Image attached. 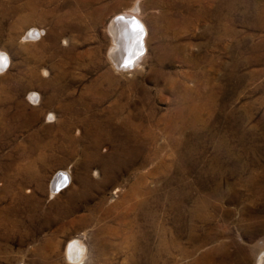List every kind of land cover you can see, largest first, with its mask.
<instances>
[{"label": "rangeland", "instance_id": "1", "mask_svg": "<svg viewBox=\"0 0 264 264\" xmlns=\"http://www.w3.org/2000/svg\"><path fill=\"white\" fill-rule=\"evenodd\" d=\"M0 52V264H257L264 0H0Z\"/></svg>", "mask_w": 264, "mask_h": 264}, {"label": "water", "instance_id": "2", "mask_svg": "<svg viewBox=\"0 0 264 264\" xmlns=\"http://www.w3.org/2000/svg\"><path fill=\"white\" fill-rule=\"evenodd\" d=\"M113 28L118 27V32L123 33V48L118 52V63L122 66H128L133 61L145 52V27L143 22L133 15L118 14L113 18ZM118 64V65H119ZM69 182L67 174H61L59 182L56 185L57 189H61Z\"/></svg>", "mask_w": 264, "mask_h": 264}, {"label": "bare ground", "instance_id": "3", "mask_svg": "<svg viewBox=\"0 0 264 264\" xmlns=\"http://www.w3.org/2000/svg\"><path fill=\"white\" fill-rule=\"evenodd\" d=\"M52 2V1H51ZM136 7V6H135ZM134 10H136L137 11V7H136V9H134ZM42 12V11H41ZM45 12V11H44ZM43 13V12H42ZM42 13H41V15H42ZM39 15H40V13H39ZM54 18H55V15L53 16ZM22 18H24V17H22ZM42 18V17H41ZM43 18H46V17H43ZM42 18V19H43ZM52 18V17H51ZM53 18V19H54ZM26 19V18H25ZM52 21V20H51ZM53 21H55V20H53ZM56 22H57V20H56ZM58 27V26H57ZM59 27H60V25H59ZM58 27V28H59ZM54 28V27H53ZM118 28V27H117ZM56 29V28H55ZM115 34H116V36H115V41L117 40L118 41V43H120V41H121V51H122V48H123V45H124V40H123V38H122V36H123V33L122 34H117V29H115ZM144 42H145V38H144ZM118 43H117V45H118ZM145 44V43H144ZM145 50H146V44H145ZM121 51H120V53H121ZM41 53V52H40ZM41 54H43V52L41 53ZM142 57H143V54L142 55H140L138 58H136L134 61H133V63L132 64H130V65H128V66H126L127 68L128 67H132L133 65H135V66H137V65H139V63H140V61L142 60ZM41 58V57H40ZM117 63V62H116ZM115 66H117L118 67V65L116 64ZM122 67H124V68H126L125 66H122ZM139 69V68H138ZM49 80V79H48ZM44 81V80H43ZM54 81V80H53ZM39 82V81H38ZM44 83V82H43ZM66 85V84H65ZM53 92V91H52ZM34 93V92H33ZM31 95V94H30ZM34 95V94H33ZM39 96V95H38ZM41 96V95H40ZM5 99V98H4ZM39 100V99H38ZM44 101V100H43ZM40 102V101H39ZM35 103V102H34ZM56 103V102H55ZM60 103V102H59ZM68 103V102H67ZM74 103V102H73ZM79 103V102H78ZM38 104H40V103H38ZM41 105V104H40ZM64 105V104H63ZM67 106V105H66ZM40 107V106H39ZM43 107V106H42ZM78 110V109H77ZM34 112V111H33ZM36 112V111H35ZM32 113V112H31ZM70 113V112H69ZM74 114V113H73ZM54 116V115H53ZM70 116V115H69ZM79 116V115H78ZM79 119V118H78ZM7 124V123H6ZM72 125V124H71ZM1 126V125H0ZM59 126V125H58ZM68 126V125H67ZM62 128V127H61ZM6 129V128H5ZM58 129H60V128H58ZM96 129V128H95ZM87 131V130H86ZM64 133V132H63ZM62 133V134H63ZM70 134V133H69ZM67 135V134H66ZM68 136V135H67ZM72 141H73V139H72ZM71 141V142H72ZM98 142V141H97ZM96 142V143H97ZM72 143H74V141L72 142ZM70 144V143H69ZM72 145V144H71ZM85 146V145H84ZM69 148V147H68ZM86 151V150H85ZM87 152V151H86ZM68 154V153H67ZM66 156V155H65ZM84 158H86V157H84ZM83 158V159H84ZM85 160V159H84ZM41 162H42V160H41ZM86 165V164H85ZM15 167H16V165H15ZM104 167V166H103ZM235 167V166H234ZM107 168V167H106ZM238 168V167H237ZM236 168V169H237ZM17 169V168H16ZM243 169V168H242ZM103 170H105V169H103ZM238 171V170H237ZM16 172V171H15ZM14 173V172H13ZM17 173V172H16ZM9 174V173H8ZM62 174V173H61ZM60 175V174H59ZM252 175V174H251ZM6 176V175H5ZM22 176V175H21ZM95 176V175H94ZM105 176H106V174H105ZM108 176V175H107ZM8 177H10V176H8ZM34 177V176H33ZM37 177V176H36ZM59 177V176H58ZM7 178V177H6ZM5 178V179H6ZM57 178V177H56ZM9 179V178H8ZM253 179V178H252ZM4 180V179H3ZM10 180V179H9ZM20 180V179H19ZM52 180H54V179H52ZM5 182V181H4ZM7 182V181H6ZM24 182V181H23ZM51 182V181H50ZM59 182V179H58V181H57V183ZM84 182V181H83ZM20 183V182H19ZM18 183V184H19ZM36 183V182H35ZM53 183H54V181H53ZM57 183H55L54 185H53V191H58L57 190V188H56V185H57ZM87 183V182H86ZM11 185V184H10ZM52 185V184H51ZM23 186V185H22ZM85 186V185H84ZM131 186H133V185H131ZM136 187V186H135ZM20 188V187H19ZM133 188V187H132ZM12 190V189H11ZM5 193H6V191H5ZM10 193V192H9ZM135 193V192H134ZM10 194H12V193H10ZM137 194V193H136ZM19 195V194H18ZM134 196V195H133ZM23 197V196H22ZM19 198V197H18ZM70 198V197H69ZM9 201V200H8ZM13 201V200H12ZM73 201V200H72ZM35 202V201H34ZM69 202V201H68ZM12 203V202H11ZM20 203V202H19ZM18 203V204H19ZM24 203V202H23ZM9 204V203H8ZM33 204V203H32ZM68 204V203H67ZM21 205V204H20ZM19 205V206H20ZM6 206V205H5ZM63 206V205H62ZM12 207V206H11ZM13 208V207H12ZM62 208V207H61ZM15 209V208H14ZM66 209V208H65ZM2 210V209H1ZM4 210H6V209H4ZM11 210V209H10ZM60 210V209H59ZM8 211V210H7ZM12 212V211H11ZM19 212V211H18ZM22 212V211H21ZM25 212V211H24ZM30 212V211H29ZM69 212V211H68ZM71 212V211H70ZM10 213V212H9ZM14 213V212H13ZM61 213V212H60ZM3 214V213H2ZM1 214V215H2ZM0 215V216H1ZM22 215V214H21ZM27 215V214H26ZM34 215V214H33ZM62 215V214H61ZM10 216V215H9ZM4 217V216H3ZM60 217V216H59ZM10 218V217H9ZM22 218V217H21ZM56 218V217H55ZM6 219V218H5ZM17 219V218H16ZM20 219V218H19ZM33 219V218H32ZM1 220V219H0ZM7 220V219H6ZM11 220V219H10ZM3 221V220H2ZM9 221V220H8ZM15 221V220H14ZM13 222V221H12ZM19 222V221H18ZM21 222V221H20ZM43 222V221H42ZM45 222V221H44ZM11 223V222H10ZM45 224V223H44ZM8 225V224H7ZM16 225V224H15ZM21 225V224H20ZM37 225V224H36ZM25 227V226H24ZM42 227V226H41ZM2 228V227H1ZM0 228V229H1ZM38 228V227H37ZM18 229V228H17ZM3 231V230H2ZM26 231V230H25ZM35 232V231H34ZM1 233V232H0ZM10 233V232H9ZM34 234V233H33ZM21 235H22V233H21ZM11 236V235H10ZM28 238V237H27ZM10 239V238H9ZM26 239V238H25ZM46 239V238H45ZM15 240V239H14ZM42 240V239H41ZM44 240V239H43ZM46 240H48V239H46ZM6 241V240H5ZM24 241V240H23ZM2 242V241H1ZM15 242V241H14ZM47 242V241H46ZM46 242H44V243H46ZM52 243V242H51ZM23 244V243H22ZM47 244V243H46ZM49 245H50V243H49ZM58 245V244H57ZM261 245V244H260ZM0 246H1V244H0ZM4 246V245H3ZM51 246V245H50ZM55 246V245H54ZM54 246H52V247H54ZM39 247V246H38ZM41 247V246H40ZM258 247V246H257ZM263 247V246H262ZM261 246H260V248H262ZM55 248V247H54ZM42 249H45L44 247L42 248ZM258 250H259V247H258ZM42 252V251H41ZM44 252V251H43ZM82 252H83V246H82V243H80V242H77V240H72L69 244H68V250L66 251V253L65 254H67V257H69L72 261H81L82 260ZM256 255H257V252L255 253ZM254 254V255H255ZM256 258V257H255ZM69 260V259H68ZM257 262V264H264V254L263 255H261V256H259L258 257V259L256 260Z\"/></svg>", "mask_w": 264, "mask_h": 264}, {"label": "snow or ice", "instance_id": "4", "mask_svg": "<svg viewBox=\"0 0 264 264\" xmlns=\"http://www.w3.org/2000/svg\"><path fill=\"white\" fill-rule=\"evenodd\" d=\"M7 64V60L6 58H3L2 56H0V70H3L4 66H6ZM53 117L49 116V120H52Z\"/></svg>", "mask_w": 264, "mask_h": 264}, {"label": "clouds", "instance_id": "5", "mask_svg": "<svg viewBox=\"0 0 264 264\" xmlns=\"http://www.w3.org/2000/svg\"><path fill=\"white\" fill-rule=\"evenodd\" d=\"M0 56H2L3 58H6V60H7V64H6V66H4L3 70H0V74H2V73L6 70L8 64H9V59H8V57H7L4 53H2V52H0Z\"/></svg>", "mask_w": 264, "mask_h": 264}]
</instances>
